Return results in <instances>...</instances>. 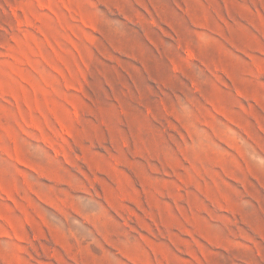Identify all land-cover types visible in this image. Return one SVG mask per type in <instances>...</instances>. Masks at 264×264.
Returning a JSON list of instances; mask_svg holds the SVG:
<instances>
[{"label": "rangeland", "instance_id": "obj_1", "mask_svg": "<svg viewBox=\"0 0 264 264\" xmlns=\"http://www.w3.org/2000/svg\"><path fill=\"white\" fill-rule=\"evenodd\" d=\"M0 264H264V0H0Z\"/></svg>", "mask_w": 264, "mask_h": 264}]
</instances>
